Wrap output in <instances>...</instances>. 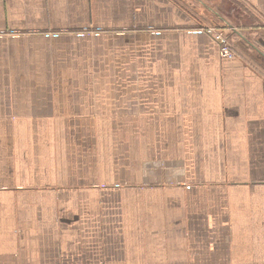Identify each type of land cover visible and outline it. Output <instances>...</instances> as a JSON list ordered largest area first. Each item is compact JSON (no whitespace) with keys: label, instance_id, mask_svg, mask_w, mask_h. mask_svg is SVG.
I'll return each mask as SVG.
<instances>
[{"label":"crops","instance_id":"1","mask_svg":"<svg viewBox=\"0 0 264 264\" xmlns=\"http://www.w3.org/2000/svg\"><path fill=\"white\" fill-rule=\"evenodd\" d=\"M0 264H264V0H0Z\"/></svg>","mask_w":264,"mask_h":264},{"label":"built area","instance_id":"2","mask_svg":"<svg viewBox=\"0 0 264 264\" xmlns=\"http://www.w3.org/2000/svg\"><path fill=\"white\" fill-rule=\"evenodd\" d=\"M217 45L219 56L223 59L234 57V52L229 45L228 38L217 28L210 26L203 29Z\"/></svg>","mask_w":264,"mask_h":264},{"label":"rangeland","instance_id":"3","mask_svg":"<svg viewBox=\"0 0 264 264\" xmlns=\"http://www.w3.org/2000/svg\"><path fill=\"white\" fill-rule=\"evenodd\" d=\"M214 27V26H213ZM216 28V27H215ZM221 31V30H220ZM222 32V31H221ZM223 33V32H222ZM227 38H228V36L225 34V33H223ZM228 42H229V45L231 46V42H230V39L228 38ZM231 48H232V46H231ZM233 50V49H232Z\"/></svg>","mask_w":264,"mask_h":264}]
</instances>
